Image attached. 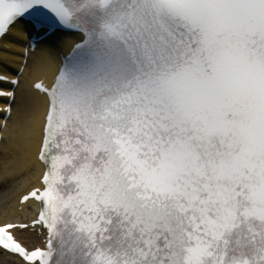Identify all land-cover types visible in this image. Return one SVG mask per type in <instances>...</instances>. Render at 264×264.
<instances>
[{"label": "snow or ice", "instance_id": "snow-or-ice-1", "mask_svg": "<svg viewBox=\"0 0 264 264\" xmlns=\"http://www.w3.org/2000/svg\"><path fill=\"white\" fill-rule=\"evenodd\" d=\"M10 32L55 65L13 264H264V0H0Z\"/></svg>", "mask_w": 264, "mask_h": 264}, {"label": "bare ground", "instance_id": "bare-ground-1", "mask_svg": "<svg viewBox=\"0 0 264 264\" xmlns=\"http://www.w3.org/2000/svg\"><path fill=\"white\" fill-rule=\"evenodd\" d=\"M16 34L20 37V33ZM6 45L9 46L10 50L1 54L12 64L13 70L9 71L0 65V73L12 74L20 66L22 59L19 53H21L22 48L9 35L3 39L0 49H3ZM44 56V52L38 51L36 55L31 57L29 63L30 72L35 64H40V59L44 58ZM42 109L41 99L33 92L30 93L28 91L26 77L18 89V99L14 106V112L9 119L7 129L4 132L0 155V181H3L0 183V189L9 188L14 184H18L19 187L15 189L13 196L7 200L8 204L4 205L5 201L2 203L3 200H1L0 204L3 205H0V220L4 218L5 212L9 215L17 212L18 195L25 187L34 183L40 174L39 167L29 164V161L34 159L38 150L39 129L36 118ZM29 123H32L31 128L28 127ZM7 191L4 190L2 194ZM10 192L9 194H12ZM13 261V257L0 253V264H13Z\"/></svg>", "mask_w": 264, "mask_h": 264}, {"label": "rangeland", "instance_id": "rangeland-1", "mask_svg": "<svg viewBox=\"0 0 264 264\" xmlns=\"http://www.w3.org/2000/svg\"><path fill=\"white\" fill-rule=\"evenodd\" d=\"M15 189L16 188H12V187H10V188H7L6 190H8L7 192H5L4 194H2L1 195V193H2V191L0 192V202H1V200H3L2 201V203L5 201V203H3L4 205H6V204H8L9 202H7V200H9V197L11 198V196H13V194H14V192H15ZM10 190H11V192H10ZM9 192L10 193H12V194H9ZM6 194H8V195H6ZM3 204H0V205H3ZM1 208V207H0ZM1 210V209H0Z\"/></svg>", "mask_w": 264, "mask_h": 264}]
</instances>
